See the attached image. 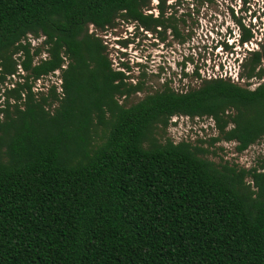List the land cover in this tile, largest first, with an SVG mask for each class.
<instances>
[{
	"label": "trees",
	"instance_id": "1",
	"mask_svg": "<svg viewBox=\"0 0 264 264\" xmlns=\"http://www.w3.org/2000/svg\"><path fill=\"white\" fill-rule=\"evenodd\" d=\"M155 1L156 17L148 0H0V264H264V160L209 157L218 142L240 154L262 140L264 83L196 66L195 87L120 102L144 88L127 62L113 67L98 31L121 18L182 42ZM261 25L237 19L238 45ZM258 45L239 80L264 76L263 34ZM56 71L59 85L35 89ZM181 116L211 119L216 134L173 140Z\"/></svg>",
	"mask_w": 264,
	"mask_h": 264
},
{
	"label": "rangeland",
	"instance_id": "2",
	"mask_svg": "<svg viewBox=\"0 0 264 264\" xmlns=\"http://www.w3.org/2000/svg\"><path fill=\"white\" fill-rule=\"evenodd\" d=\"M166 9L165 17L173 15L174 23L182 34L184 40L172 37L170 29L165 33V41H161L156 32H146L134 22L128 23L119 18L117 24L107 31H98L106 40L109 47L113 67L120 65L122 61L129 64V75L133 81L142 82L143 92L133 94L127 99L120 98V102L130 104L142 99L146 94L161 90L165 82L168 86L185 91L199 84L197 77L192 75L193 68L198 66V73L202 78L208 76L225 75L241 86L254 88L263 82L262 78H252L248 81L238 79L240 64L247 56L248 51L259 48V41L264 35L263 26L260 32H256L252 40L244 45H238L239 32L236 20L242 19L246 25H260L264 22V0H163ZM149 7L144 13L158 14L157 1L148 0ZM172 4V6H170ZM137 25L139 29H134ZM128 29V30H126ZM132 29V30H131ZM91 30H95L91 26ZM128 39L123 45L119 41ZM232 45L226 51L223 43ZM42 43L41 39H33V45ZM45 56V55H44ZM264 67V64H263ZM19 72L24 74L21 68ZM186 73L184 76L182 73ZM143 74V75H141ZM13 76V81L18 80ZM237 78V80H235ZM58 72L50 74L36 81V90H47L50 85H59ZM4 87H0V96ZM5 106L4 99L0 98V109ZM53 111L52 107H49ZM175 125L166 129L165 133L175 141L189 140L194 142L198 138L207 139L215 135L213 122L208 118L175 117ZM207 145V144H205ZM217 155L210 156L213 160L221 157L229 164L249 169L256 165L260 159L264 160V137L258 143L248 148L243 153L237 154L234 143L218 142ZM213 149V148H211Z\"/></svg>",
	"mask_w": 264,
	"mask_h": 264
},
{
	"label": "built area",
	"instance_id": "3",
	"mask_svg": "<svg viewBox=\"0 0 264 264\" xmlns=\"http://www.w3.org/2000/svg\"><path fill=\"white\" fill-rule=\"evenodd\" d=\"M56 72H58V71H56ZM222 75L225 76L223 73H222ZM223 76H221V75H216V76H214V75H213V77H223ZM209 77H212V76H208V78H209ZM235 80H237V78H236ZM231 81H232V80H231ZM232 82H234V81H232Z\"/></svg>",
	"mask_w": 264,
	"mask_h": 264
},
{
	"label": "flooded vegetation",
	"instance_id": "4",
	"mask_svg": "<svg viewBox=\"0 0 264 264\" xmlns=\"http://www.w3.org/2000/svg\"><path fill=\"white\" fill-rule=\"evenodd\" d=\"M145 12V11H144ZM146 14V13H145ZM150 14H152V13H147L146 15H150ZM157 16V15H156ZM138 23V22H137ZM140 27L141 28H143V26H141V24H140ZM143 30H145L144 28H143ZM146 31V30H145Z\"/></svg>",
	"mask_w": 264,
	"mask_h": 264
}]
</instances>
